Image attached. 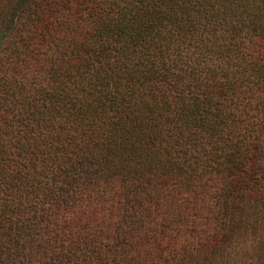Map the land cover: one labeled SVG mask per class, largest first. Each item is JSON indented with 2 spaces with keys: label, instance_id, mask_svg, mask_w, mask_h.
Returning <instances> with one entry per match:
<instances>
[{
  "label": "trees",
  "instance_id": "obj_1",
  "mask_svg": "<svg viewBox=\"0 0 264 264\" xmlns=\"http://www.w3.org/2000/svg\"><path fill=\"white\" fill-rule=\"evenodd\" d=\"M0 264H264V0H0Z\"/></svg>",
  "mask_w": 264,
  "mask_h": 264
}]
</instances>
